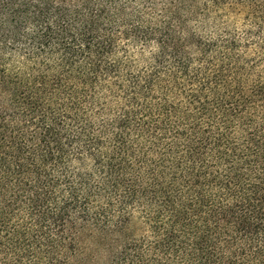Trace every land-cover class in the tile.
I'll use <instances>...</instances> for the list:
<instances>
[{
	"label": "trees",
	"instance_id": "trees-1",
	"mask_svg": "<svg viewBox=\"0 0 264 264\" xmlns=\"http://www.w3.org/2000/svg\"><path fill=\"white\" fill-rule=\"evenodd\" d=\"M0 264H264V0H0Z\"/></svg>",
	"mask_w": 264,
	"mask_h": 264
}]
</instances>
